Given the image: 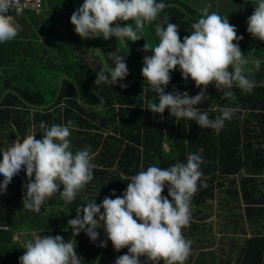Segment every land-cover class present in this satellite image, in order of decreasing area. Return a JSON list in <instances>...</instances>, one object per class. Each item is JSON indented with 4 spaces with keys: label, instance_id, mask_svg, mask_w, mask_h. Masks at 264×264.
I'll list each match as a JSON object with an SVG mask.
<instances>
[{
    "label": "trees",
    "instance_id": "16d2710c",
    "mask_svg": "<svg viewBox=\"0 0 264 264\" xmlns=\"http://www.w3.org/2000/svg\"><path fill=\"white\" fill-rule=\"evenodd\" d=\"M157 2L176 3L187 13L176 6H166L155 21L145 24L140 33L142 38L135 42L115 37L82 39L77 35L70 17L83 0H41L38 13L9 12L22 30L15 39L0 43V94L10 88L21 99L42 105L54 96L58 78L66 75L76 83L83 102L98 104L99 100L90 90V81L97 73L114 67L110 55L124 58L128 69L124 79H145L141 74L143 59L152 52L144 51L143 45L154 47L159 43L156 25H178L182 42L192 32L184 29H191L201 18L202 10L210 6L208 3L199 10L183 0ZM209 11L214 12L208 7ZM119 23L123 26L134 22ZM235 28L237 36L243 38L234 43H238L249 60L246 68L251 71L246 74L256 87L245 92L234 85L231 91L236 99L232 100L222 98L214 83L207 86L206 98L195 107L207 111L212 119L221 115V108L238 109L219 133L200 128L192 120L176 119L169 109L162 114L147 110L149 102L158 103V95L142 81L117 82L112 86L93 82L95 91L103 98L99 108L81 105L67 79L62 80L57 97L45 108L29 107L14 92H6L0 101V152L30 133L40 139L41 122L49 127L71 122V150L75 153L88 149L93 156L91 163L95 165L93 179L71 203L56 193L40 212H33L30 219L37 225L23 221L28 225L25 229L35 230L41 237L60 235L65 241L70 240L71 229H53L52 224L63 218H75L77 209L89 202L95 200L100 204L106 196L113 199L122 196L129 178L147 167L166 169L176 163H186L189 154L202 149L199 154L203 159L200 167L203 175L191 200L190 226L182 229L184 237L191 241V254L185 264H264V41L252 37L244 27ZM255 59L261 61L259 70L255 69ZM170 76L171 83L192 81L182 79L178 67ZM121 84L127 87L122 88ZM173 91L187 92L191 97L201 89L194 81L165 86L166 93ZM13 179L14 184L11 188V182L7 185L6 196L1 198L4 204L15 208L9 219L20 214L18 207H23L24 186L29 182L23 170ZM167 192L165 185L162 195L167 197ZM52 209L59 212L49 219ZM102 224L96 231L99 240L107 241L105 250L109 253L104 252L96 261L102 263L110 256L108 261L115 264L128 249L114 250ZM0 234L3 236V232ZM79 235L84 239L87 236L84 231ZM29 240L32 237L25 233L15 245L24 253L23 244ZM82 242L76 246H82ZM80 257L83 263L87 261V250ZM139 259L141 264H151L143 256Z\"/></svg>",
    "mask_w": 264,
    "mask_h": 264
},
{
    "label": "clouds",
    "instance_id": "9594fccd",
    "mask_svg": "<svg viewBox=\"0 0 264 264\" xmlns=\"http://www.w3.org/2000/svg\"><path fill=\"white\" fill-rule=\"evenodd\" d=\"M14 6L20 7V0H0V43L15 39L22 30L9 14ZM165 7L157 0H83L71 15L70 23L82 39L115 37L135 42L142 38L140 33L145 24L155 21ZM208 7L202 10L201 18L191 25V34L182 42L178 25L157 24L155 34L159 43L154 47L143 45V50L151 51L152 55L144 57L141 74L158 95V103L149 102L147 110L162 114L169 109L176 119L192 120L200 128L219 133L238 109L221 108V115L212 119L207 111L195 107L206 98L207 86L214 83L222 92V98L235 100L231 91L234 85L251 92L256 84L246 74L251 71L246 68L249 60L238 43H234L243 37L237 36L235 26L227 17L216 12L209 14ZM128 21L134 23H124V26L119 23ZM247 25L252 37L264 41V0H259ZM109 59L114 67L97 73L95 85L112 86L128 75L123 57L110 55ZM253 63L259 70L261 61L255 59ZM177 67L182 79H191L201 89L197 95L165 92L171 80L170 72ZM40 128L43 130L40 139L30 133L0 152V175L3 176L0 192L23 170L29 179L24 186L23 208L37 213L58 192L66 203H71L93 179L95 167L88 149L75 153L71 150V122L50 127L41 122ZM202 151L189 154L186 163H176L166 169L149 166L129 178L122 196L114 199L106 196L100 204L94 200L78 208L75 218L68 221L72 236L84 231L91 241H96L99 235L96 229L103 222L114 250L128 249L115 264H141L142 256L151 264H185L191 254V241L184 237L182 229L190 226L191 200L203 175L200 170L203 159L199 154ZM165 185L168 186L167 197L162 195ZM99 246L104 247L105 243L102 241ZM23 249L26 251L19 258L20 264H81L75 241H65L60 235L36 236L26 241Z\"/></svg>",
    "mask_w": 264,
    "mask_h": 264
},
{
    "label": "crops",
    "instance_id": "0c3cea01",
    "mask_svg": "<svg viewBox=\"0 0 264 264\" xmlns=\"http://www.w3.org/2000/svg\"><path fill=\"white\" fill-rule=\"evenodd\" d=\"M258 3L259 0H217L214 12L219 14L221 17H227L231 25L244 27L247 29L248 17L252 15L254 8L258 5ZM31 231L37 234L35 230H27L26 233L30 234ZM30 236L32 237V240H34V236L31 234ZM72 239L75 241L76 245H79L83 241L82 246H76V252L79 257L82 254L84 255V251L87 250V261L84 263L81 261L82 264H112L109 262L110 260L108 261L110 256L107 257V260L105 259L102 263L96 261V259L101 254H103V256L105 255L104 252L109 253V250H105V246L107 245L106 240H99L97 238L96 241H91L88 236H86L84 239L80 235H76L70 240ZM102 241L105 243L104 247L99 246ZM25 251L26 250L24 249V252Z\"/></svg>",
    "mask_w": 264,
    "mask_h": 264
},
{
    "label": "flooded vegetation",
    "instance_id": "af4514ba",
    "mask_svg": "<svg viewBox=\"0 0 264 264\" xmlns=\"http://www.w3.org/2000/svg\"><path fill=\"white\" fill-rule=\"evenodd\" d=\"M1 177H3V176L0 175V178ZM1 179H3V178H1ZM22 179H23V177H22ZM4 191L0 192V198H3L6 196ZM14 203H16L15 196H14ZM18 209L21 211L20 214L15 219H9L10 216L15 213V208L11 204H4L1 201V203H0V221H8L9 222L12 220H16L19 216H21L25 212V209L23 207L22 208L18 207ZM52 210L53 211L51 212V214L56 212L55 211L56 209H52ZM32 215H33V212L26 211L25 212V219L23 221L27 220L29 222H32L30 219ZM23 221L20 222L18 224V226H20L23 223ZM33 224H35V223H33ZM35 225H37V224H35ZM10 227H13V226L0 227V233L3 232V236H4L3 237L0 234L1 235L0 236V264H11V263L15 264L16 259L17 258L19 259V257H21L24 254L23 252L20 251V249H18L16 247L15 244H16V242L20 241L24 237V234L26 232H23V229L19 228V229L15 230L16 233L14 234V232L11 231ZM25 231H27V230H25ZM17 236L18 237L21 236V238H18ZM17 264H20V262H18V260H17Z\"/></svg>",
    "mask_w": 264,
    "mask_h": 264
},
{
    "label": "water",
    "instance_id": "95a60500",
    "mask_svg": "<svg viewBox=\"0 0 264 264\" xmlns=\"http://www.w3.org/2000/svg\"><path fill=\"white\" fill-rule=\"evenodd\" d=\"M166 6H176L178 7L180 10H182L184 13H187L185 12V10L178 4L176 3H167L165 4ZM198 20V19H197ZM184 30H187V31H192V29H184ZM180 30H178L179 32ZM63 79H67L69 80V82L72 84L73 86V89H74V92H75V95L79 101V103L83 106H86V107H89V108H99L102 103H103V98L95 91L94 87H93V82L96 80V78L92 79L90 81V90L91 92L94 94V96L99 100L98 104H88V103H85L83 102L81 99H80V94H79V91H78V87L76 85V83L71 79L69 78L68 76L66 75H61L59 78H58V81H57V88H56V91L54 93V96L52 97V99L45 103V104H42V105H37V104H32V103H29L23 99H21L12 89L10 88H5L2 90L1 94H0V101L2 100L4 94L6 92H14L16 94V96L22 101V103H24L25 105L29 106V107H32V108H45V107H48L50 106L53 101L55 100V98L57 97V94L59 92V89H60V86H61V82ZM126 81H142V82H147L146 79H143V78H130V79H123V80H118L117 82H126ZM190 82H193V81H186V82H178V83H171L169 82L167 86H172V85H176V84H187V83H190ZM27 210L25 209V212ZM25 212L19 216L16 220H12V221H0V227H7V226H15V225H18L20 222H22L24 219H25ZM59 212V211H58ZM52 218V214H50L49 216V219ZM48 222V221H47Z\"/></svg>",
    "mask_w": 264,
    "mask_h": 264
},
{
    "label": "rangeland",
    "instance_id": "374dc122",
    "mask_svg": "<svg viewBox=\"0 0 264 264\" xmlns=\"http://www.w3.org/2000/svg\"><path fill=\"white\" fill-rule=\"evenodd\" d=\"M185 1L186 3H188V5L190 6H193L194 8L196 9H202V7H205L206 4L210 3V8L211 10H215V4L217 3V0H183ZM212 3V4H211ZM209 12H212V11H209ZM124 26V25H123ZM125 42H126V39H125ZM97 51H99V48L97 49ZM3 178V177H1ZM0 178V182L3 181V179ZM14 179L11 181V185H10V188L12 187V185L14 184ZM14 189V188H13ZM1 198H0V203H1ZM56 212H58V210H55ZM55 213V212H54ZM53 215V213H52ZM82 217V216H81ZM71 218H63V219H60V220H57L54 224H52V228L53 229H71V226L68 224V221L71 220ZM28 225L26 223H22L20 226H18L17 228L15 226L13 227H10L11 231L14 232V234L16 233L15 230H17L18 228H22L23 229V232H26L25 228H27ZM30 234L32 236H34V238L37 236L36 233H34L33 231L30 232ZM80 234V233H79ZM78 234V235H79ZM18 237V236H17ZM18 238H21L18 237ZM227 243V242H226Z\"/></svg>",
    "mask_w": 264,
    "mask_h": 264
},
{
    "label": "built area",
    "instance_id": "2783aa9c",
    "mask_svg": "<svg viewBox=\"0 0 264 264\" xmlns=\"http://www.w3.org/2000/svg\"><path fill=\"white\" fill-rule=\"evenodd\" d=\"M41 9V0H20V7H13L9 12L19 14L28 10L38 13Z\"/></svg>",
    "mask_w": 264,
    "mask_h": 264
}]
</instances>
